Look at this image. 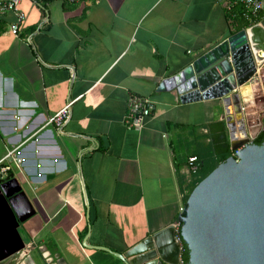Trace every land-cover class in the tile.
I'll list each match as a JSON object with an SVG mask.
<instances>
[{
	"label": "crops",
	"instance_id": "1",
	"mask_svg": "<svg viewBox=\"0 0 264 264\" xmlns=\"http://www.w3.org/2000/svg\"><path fill=\"white\" fill-rule=\"evenodd\" d=\"M230 1L22 0L19 36L12 16L0 20V161L15 149L23 160L4 162L24 192L18 261L37 264V249L45 264H125L85 239L127 253L179 220L192 155L234 153V105L228 114L223 99L183 102L159 90L235 34ZM262 79L252 98L243 92L247 112ZM132 94L155 102L141 130L125 123ZM70 102L61 133L50 119ZM1 207L0 233L16 234Z\"/></svg>",
	"mask_w": 264,
	"mask_h": 264
},
{
	"label": "water",
	"instance_id": "2",
	"mask_svg": "<svg viewBox=\"0 0 264 264\" xmlns=\"http://www.w3.org/2000/svg\"><path fill=\"white\" fill-rule=\"evenodd\" d=\"M263 71L264 18L231 35L159 86L161 91L177 90L183 102L223 99L228 114L235 106L242 127L239 138L236 123L231 121L232 146L237 153L195 187L179 214L189 264H264V142L254 143L258 133L248 131L246 119L250 115L242 106L244 87L260 80ZM250 123L252 127L253 121ZM22 195V186L14 174L0 178V199L12 214L16 229V234L0 233V264H22L21 252L27 251L18 232L26 218L14 213L15 201ZM87 238L85 246L109 251L125 264H180L182 252L174 225L125 254L88 245Z\"/></svg>",
	"mask_w": 264,
	"mask_h": 264
},
{
	"label": "built area",
	"instance_id": "3",
	"mask_svg": "<svg viewBox=\"0 0 264 264\" xmlns=\"http://www.w3.org/2000/svg\"><path fill=\"white\" fill-rule=\"evenodd\" d=\"M22 0H0V20L6 17H13L10 23V31L19 36L20 27L26 20V13L20 8ZM245 6V17L250 22L251 26L261 23L264 16V1L263 0H231L227 6L228 11H232L236 5ZM71 102L68 103L64 108L58 111L51 119L50 123H54L58 130L63 133L64 127L67 125L71 118ZM155 108V102L146 96L132 94L128 101V112L125 119L126 126L128 128L141 130L144 127L145 120L151 115ZM258 128V135L264 130V122L255 124ZM237 150L233 154H236ZM15 160L16 163H22V158L16 154V149L11 151L6 159L0 161V178L7 175V171L11 169L10 165H4L5 160ZM191 163L193 165V172L197 170L195 165L196 157H192ZM183 211V209H182ZM176 230V241L180 245L181 258L180 264H185L183 253L185 251V243L183 240L180 219L175 223Z\"/></svg>",
	"mask_w": 264,
	"mask_h": 264
},
{
	"label": "trees",
	"instance_id": "4",
	"mask_svg": "<svg viewBox=\"0 0 264 264\" xmlns=\"http://www.w3.org/2000/svg\"><path fill=\"white\" fill-rule=\"evenodd\" d=\"M45 3L50 2L52 0H43ZM229 20L231 25L234 27L233 32L237 33L243 28L251 26L250 22L245 17V6L244 5H236L232 11H228ZM264 16V13H263ZM264 142V130L254 139V143L261 145ZM233 155V152L227 151L223 156L219 158H215L214 154L210 152L204 151L203 153H197V155H192L196 157L195 165L197 166V170L193 172V179L188 184L186 183L185 191V202L188 201L191 193L195 189V187L205 179L213 170H215L219 164L225 162L230 156ZM183 186V185H182ZM183 257L185 259V264H189V251L187 247H185V251L183 253Z\"/></svg>",
	"mask_w": 264,
	"mask_h": 264
},
{
	"label": "rangeland",
	"instance_id": "5",
	"mask_svg": "<svg viewBox=\"0 0 264 264\" xmlns=\"http://www.w3.org/2000/svg\"><path fill=\"white\" fill-rule=\"evenodd\" d=\"M260 78H263V79H262V83H261V86H260V90H258V93H255L256 97L254 96L256 98L255 99L256 101L254 100V102L252 104H250L251 105L250 106V110L248 109V114L250 115L249 117L252 118V120L250 118H249V120H250V122L253 121L254 126L258 122L259 123L264 122V118H263V116H264V71L262 72V77H260ZM244 90L246 91V94H248V95H246L248 99L253 97L250 85H249L248 90H246V88H244ZM256 116H258V118L260 117L259 118L260 120L259 119L255 120L257 118ZM261 118H263V119H261ZM249 120L246 119V121L248 122V131H251V130H252V132L253 131H258V128L253 127V126L251 127V123L249 124ZM31 254H32V256H33V258H34V260H35V262L37 264H45L43 262V260L41 258V255H40V253H39V251L37 249L32 250Z\"/></svg>",
	"mask_w": 264,
	"mask_h": 264
},
{
	"label": "bare ground",
	"instance_id": "6",
	"mask_svg": "<svg viewBox=\"0 0 264 264\" xmlns=\"http://www.w3.org/2000/svg\"><path fill=\"white\" fill-rule=\"evenodd\" d=\"M245 61H246V62H248V63H249V65H250V64H252V62L250 61V59H249V58H245Z\"/></svg>",
	"mask_w": 264,
	"mask_h": 264
}]
</instances>
